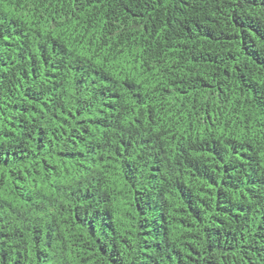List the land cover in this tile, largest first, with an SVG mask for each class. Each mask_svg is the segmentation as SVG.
<instances>
[{"label":"trees","instance_id":"16d2710c","mask_svg":"<svg viewBox=\"0 0 264 264\" xmlns=\"http://www.w3.org/2000/svg\"><path fill=\"white\" fill-rule=\"evenodd\" d=\"M0 264H264V0H0Z\"/></svg>","mask_w":264,"mask_h":264}]
</instances>
